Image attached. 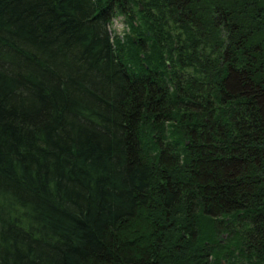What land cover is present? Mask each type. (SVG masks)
Instances as JSON below:
<instances>
[{
  "label": "trees",
  "instance_id": "16d2710c",
  "mask_svg": "<svg viewBox=\"0 0 264 264\" xmlns=\"http://www.w3.org/2000/svg\"><path fill=\"white\" fill-rule=\"evenodd\" d=\"M0 264H264V0H0Z\"/></svg>",
  "mask_w": 264,
  "mask_h": 264
},
{
  "label": "rangeland",
  "instance_id": "374dc122",
  "mask_svg": "<svg viewBox=\"0 0 264 264\" xmlns=\"http://www.w3.org/2000/svg\"><path fill=\"white\" fill-rule=\"evenodd\" d=\"M113 38L124 39L126 34L130 33V29L127 20L124 16H118L113 19L109 26Z\"/></svg>",
  "mask_w": 264,
  "mask_h": 264
}]
</instances>
